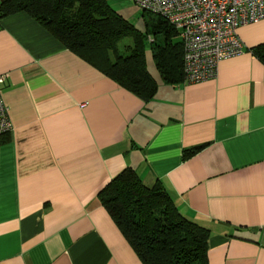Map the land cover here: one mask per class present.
Listing matches in <instances>:
<instances>
[{
  "label": "crops",
  "instance_id": "1",
  "mask_svg": "<svg viewBox=\"0 0 264 264\" xmlns=\"http://www.w3.org/2000/svg\"><path fill=\"white\" fill-rule=\"evenodd\" d=\"M132 2L109 0L139 22ZM238 34L247 50L202 82L166 83L147 55L145 100L27 12L1 17L0 264H144L99 199L127 167L210 229L209 264H264V19Z\"/></svg>",
  "mask_w": 264,
  "mask_h": 264
},
{
  "label": "trees",
  "instance_id": "2",
  "mask_svg": "<svg viewBox=\"0 0 264 264\" xmlns=\"http://www.w3.org/2000/svg\"><path fill=\"white\" fill-rule=\"evenodd\" d=\"M20 11L145 100L158 88L147 64L149 45L164 82L179 84L185 79L183 41L158 14L143 10L150 14L143 32L108 0H3L0 18ZM125 37L132 43L122 50ZM251 51L264 62V43ZM202 148L186 150L185 157ZM99 199L144 264H209L210 229L185 217L163 184L148 186L127 167L100 190Z\"/></svg>",
  "mask_w": 264,
  "mask_h": 264
},
{
  "label": "built area",
  "instance_id": "3",
  "mask_svg": "<svg viewBox=\"0 0 264 264\" xmlns=\"http://www.w3.org/2000/svg\"><path fill=\"white\" fill-rule=\"evenodd\" d=\"M143 10L158 14L178 32L184 46V77L197 83L214 79L221 60L247 50L238 28L264 19V0H134ZM152 36L149 41H152ZM0 75V144L13 129L2 93Z\"/></svg>",
  "mask_w": 264,
  "mask_h": 264
},
{
  "label": "rangeland",
  "instance_id": "4",
  "mask_svg": "<svg viewBox=\"0 0 264 264\" xmlns=\"http://www.w3.org/2000/svg\"><path fill=\"white\" fill-rule=\"evenodd\" d=\"M109 1V0H108ZM117 6V4H114ZM136 4V2L133 0L132 4H125V9L127 10V15L128 16H139V22H135L136 20L132 21L134 24L139 26V30L145 32L146 30V19L150 16V14L147 12L145 13L143 9H141L139 6ZM119 7V6H117ZM148 40V39H147ZM149 42V41H148ZM132 43V39L130 37H125L121 40L120 46L121 49L124 50L125 46L130 45ZM147 55L149 59L152 61V51L150 48V45L147 47Z\"/></svg>",
  "mask_w": 264,
  "mask_h": 264
}]
</instances>
